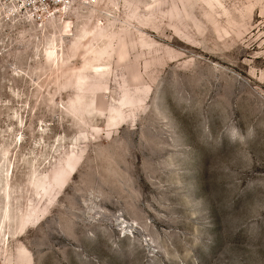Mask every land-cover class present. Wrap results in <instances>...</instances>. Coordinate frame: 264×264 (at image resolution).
<instances>
[{"label": "rangeland", "instance_id": "rangeland-1", "mask_svg": "<svg viewBox=\"0 0 264 264\" xmlns=\"http://www.w3.org/2000/svg\"><path fill=\"white\" fill-rule=\"evenodd\" d=\"M42 17L0 0V264H264V0Z\"/></svg>", "mask_w": 264, "mask_h": 264}, {"label": "built area", "instance_id": "built-area-1", "mask_svg": "<svg viewBox=\"0 0 264 264\" xmlns=\"http://www.w3.org/2000/svg\"><path fill=\"white\" fill-rule=\"evenodd\" d=\"M6 1V0H4ZM74 0H19V5L23 10H32L35 12L54 11L64 6L72 4Z\"/></svg>", "mask_w": 264, "mask_h": 264}, {"label": "bare ground", "instance_id": "bare-ground-1", "mask_svg": "<svg viewBox=\"0 0 264 264\" xmlns=\"http://www.w3.org/2000/svg\"><path fill=\"white\" fill-rule=\"evenodd\" d=\"M3 3L8 5V6L15 5L19 10H22L23 12L32 13V14L38 15L40 17L43 16L42 17L43 21H45L47 19V17L54 16L55 14L60 13L63 10L69 9V6H70V5L64 6L62 8L57 9V10H54L52 12L51 11H49V12H35V11H32V10L29 11L27 9L26 10L21 9L22 6L19 5V0H6V1L3 0Z\"/></svg>", "mask_w": 264, "mask_h": 264}]
</instances>
